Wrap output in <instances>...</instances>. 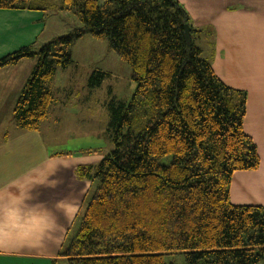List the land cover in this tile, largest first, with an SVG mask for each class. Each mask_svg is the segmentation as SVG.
<instances>
[{
    "label": "trees",
    "instance_id": "obj_1",
    "mask_svg": "<svg viewBox=\"0 0 264 264\" xmlns=\"http://www.w3.org/2000/svg\"><path fill=\"white\" fill-rule=\"evenodd\" d=\"M50 2L73 12L81 26L0 58V68L36 60L13 108L19 127L36 130L46 118L54 102L48 83L71 64V46L83 35L107 39L135 83L129 103L110 105L113 148L92 169L93 189L59 256L67 264H168L164 258L172 253H182L185 264L264 262V206L229 200L233 173L259 166L243 130L246 94L214 73L197 44L201 30L183 6L178 0ZM0 9L45 11L30 0H0ZM97 73L102 76L94 72L91 84Z\"/></svg>",
    "mask_w": 264,
    "mask_h": 264
},
{
    "label": "crops",
    "instance_id": "obj_2",
    "mask_svg": "<svg viewBox=\"0 0 264 264\" xmlns=\"http://www.w3.org/2000/svg\"><path fill=\"white\" fill-rule=\"evenodd\" d=\"M178 2L191 25L201 30L197 44L214 73L246 94L243 130L256 145L259 166L233 173L229 200L264 206V0ZM44 20L45 13L38 9H0V58L24 46L36 49ZM35 63L26 57L0 68V189L4 195L13 185L25 193L33 189V203L47 211L40 213L41 228L0 240V264L65 260L59 253L76 228L94 186L92 169L102 159L94 150L51 152L38 129L17 125L13 108ZM44 227L48 230L42 231Z\"/></svg>",
    "mask_w": 264,
    "mask_h": 264
},
{
    "label": "rangeland",
    "instance_id": "obj_3",
    "mask_svg": "<svg viewBox=\"0 0 264 264\" xmlns=\"http://www.w3.org/2000/svg\"><path fill=\"white\" fill-rule=\"evenodd\" d=\"M30 1L31 4L45 9V20L36 49L53 37L81 26L71 11L55 9L48 4V0ZM50 1L54 5L60 2ZM203 55L205 56L204 51ZM71 58V64L64 69L58 68L48 83L54 102L37 131L45 147L51 152L81 153L94 150L103 157L113 148L107 131L110 105L118 102L127 104L131 101L135 91L132 71L129 64L110 48L107 39L88 34L72 44ZM94 72H101L102 76L95 74L93 82H99L91 84ZM170 157L167 155L161 158V162L168 163ZM72 233L74 232H71L70 237ZM164 260L168 264H185L182 253L168 254ZM56 264H67V260H59Z\"/></svg>",
    "mask_w": 264,
    "mask_h": 264
},
{
    "label": "clouds",
    "instance_id": "obj_4",
    "mask_svg": "<svg viewBox=\"0 0 264 264\" xmlns=\"http://www.w3.org/2000/svg\"><path fill=\"white\" fill-rule=\"evenodd\" d=\"M32 191L28 189L25 193L13 185L7 188L8 195H4V190L0 189V240L6 235L20 238L30 230L41 228L43 218L40 213L47 209L42 210L33 203ZM47 230V227L42 228V231Z\"/></svg>",
    "mask_w": 264,
    "mask_h": 264
},
{
    "label": "water",
    "instance_id": "obj_5",
    "mask_svg": "<svg viewBox=\"0 0 264 264\" xmlns=\"http://www.w3.org/2000/svg\"><path fill=\"white\" fill-rule=\"evenodd\" d=\"M183 36H184L185 42L187 44H190L191 43L190 26L188 24H185V26H184Z\"/></svg>",
    "mask_w": 264,
    "mask_h": 264
}]
</instances>
